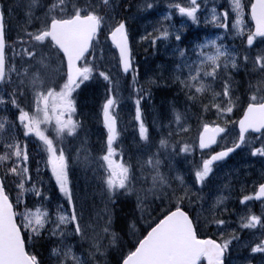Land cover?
Instances as JSON below:
<instances>
[{
  "label": "snow or ice",
  "instance_id": "1",
  "mask_svg": "<svg viewBox=\"0 0 264 264\" xmlns=\"http://www.w3.org/2000/svg\"><path fill=\"white\" fill-rule=\"evenodd\" d=\"M208 5L209 0H168L166 14L151 23V31L134 34L130 20L151 14L157 0H51L40 12L39 0H29L17 39L10 43L6 17L20 5L0 0V264H46L53 256L55 264H107L103 241L118 239L112 230L116 207L132 197L126 235L134 242L119 264H231L233 253L244 250L249 256L243 264H252L256 255L264 264V166L250 193L251 173L235 177L243 210L229 208V197L220 196L201 218L202 193L223 164L245 151L247 159L264 158V0H227L223 11L213 0L210 19ZM176 14L216 29L215 39L200 41L197 33L189 40L184 35L189 26H175ZM135 35L157 51L171 50V64L159 66L147 86L140 85L133 61ZM105 61L110 68L102 67ZM241 71L250 78L247 88L235 79ZM129 76L137 131L125 144L114 85L117 77ZM96 77L109 85L98 113L106 131L99 154L82 158L88 131L87 120L77 119L84 116L77 97ZM152 86L176 94L149 124L142 102L145 96L152 99ZM194 126L195 138H188ZM177 157L193 158L184 175L175 167ZM90 165L104 198L96 221L85 220L76 195L75 169ZM149 177L151 187L145 188ZM56 189L64 202L56 204L54 214L50 192ZM28 193L31 204L24 201ZM193 198L201 202L199 211L191 207ZM141 221L146 235H137ZM245 232L250 239H244ZM40 249L49 251L47 258Z\"/></svg>",
  "mask_w": 264,
  "mask_h": 264
},
{
  "label": "rangeland",
  "instance_id": "2",
  "mask_svg": "<svg viewBox=\"0 0 264 264\" xmlns=\"http://www.w3.org/2000/svg\"><path fill=\"white\" fill-rule=\"evenodd\" d=\"M3 2L7 5L8 3H17L20 5V7H17L12 11L10 14V17H6L7 19V33L9 40L16 39L17 37V25L19 23H23L25 20V12L27 10V5L29 3V0H3ZM91 2V0H90ZM96 2H99V0H96ZM168 0H157V7L154 10H151V14L149 13H142L140 16L137 17L136 20H130V23L132 25V31L133 33H139L143 34L145 28L148 29V31H151V23L160 19L163 15L166 14L167 4ZM227 0H215V3L218 5H221L220 11H223V5L226 4ZM245 3H247V0H244ZM46 2L44 0H39V6L37 8V11L40 12L43 10V6H46ZM213 6V0H209L208 9L205 10V13L209 15L210 17V9ZM131 11H135V9H131ZM173 22L177 29L181 27L182 23H185L189 26L188 30L185 31L184 35L189 38V40H195L197 39L196 34L199 33V40L203 41L205 38L207 39H215L216 36V29L214 28H205L204 24L201 23L200 25L192 24L191 20H189L186 17H180L178 14H176L173 17ZM103 40V39H101ZM217 43H220L218 41ZM225 44L231 45L232 41L230 39H226L224 41ZM238 43V41H237ZM17 52H19V49H17ZM134 64L139 70V76L138 79L140 81V85L147 86V81L149 79H155L156 75L158 74V68L161 65H170L171 64V50H165L163 46L160 47L159 51L156 49H153L149 47V45L145 43H139V35H135V46H134ZM112 57L111 54H108V61H111ZM108 61H105L102 67L104 68H110L111 64L108 63ZM114 63V61H112ZM113 76H116V73L113 72ZM235 79L238 81H243V86L247 88L248 86V80L250 79L248 76L244 75V73L241 71V73L237 74L235 76ZM130 80L131 77H117V82L114 85L116 88V94L119 97V107L117 109L118 117H119V123H118V130L121 132V139L125 144H130L132 141L133 136L136 134V126L134 122V112H135V104L134 101L136 99V96L132 93V89L130 86ZM253 86L256 84L255 78H252ZM140 85H137L139 87ZM109 87V85L102 80V78H94L93 80L87 82V86L83 87V90L80 92V95L77 97V100L80 103L81 110L84 113V116H78L77 119H86L87 120V131H88V144L85 146L87 151H81V157L83 158L86 155H97L99 154L100 150V141L103 138V133L106 131L103 129L102 125V119L98 118V113L100 112V107L103 103L104 97H105V90ZM152 92V99H147V96H145V101L142 102V111L143 115L146 119V121L151 124L153 117L158 116L161 113H163L166 102H170L172 97L175 96V89L173 88H164V87H157L152 86L151 87ZM180 100H183V97H180ZM182 110V109H181ZM239 114L236 116H233V119H237ZM196 129L195 126L192 129V132L189 133L188 138H195ZM155 141L158 143L159 136H156ZM259 146V145H257ZM155 151V149H153ZM240 155L235 157V161L232 164L230 162L229 164H225L221 168V172H219L215 179L207 188L204 189V193L202 195L205 199H208L210 205L216 204L217 199L220 196L229 197L228 200L225 201V204L229 208H237V206L233 203L229 202H235V195L236 193L241 192V186L239 182L235 180V177L237 174L243 176L245 171L251 173V176L248 178V185H251L252 187V180H255L262 168L264 166V158H256L253 157L251 159H247L248 153L247 151L243 153H239ZM0 155H3V150H0ZM196 161H199V153L196 154L195 157ZM193 160L189 157L187 160H185L183 157H177L175 162V167L180 171L182 175L187 173L189 171V168L191 167ZM232 164V165H231ZM43 164H41V172H45ZM163 171H167V169H163ZM50 175V173H49ZM171 175L174 177L176 175V172L173 171ZM43 179L45 181V184L47 185L48 175H44ZM75 183H76V195L79 202L84 204V215L85 220H89L91 218L92 221L97 220V215L101 214L104 209V198L100 194V190L96 184V182L93 179V173L91 171V165L89 167H77L75 169ZM231 184L233 187L230 188H223L222 191L216 190L217 185H229ZM137 187H140V185H137ZM145 188L151 187V179L149 177V181L147 185H144ZM199 187V185H197ZM251 187H248V189H251ZM207 192V193H206ZM51 194V192H50ZM56 197H59V200L56 199ZM63 196L57 195L54 197L52 203L49 205V208L51 211L55 214L56 213V204L57 203H63L64 200L62 198ZM210 197V198H208ZM27 198L31 202H33V197L30 193L25 194L24 201L26 203ZM195 202L191 205L192 208L197 209L199 211V207L197 204V200L193 198ZM127 202L130 203L131 208L133 209V205L135 203V198L132 197ZM159 203V201H157ZM122 203H118L116 207V213L117 217L115 220V223L113 225V231L117 233V236L120 235L123 240L125 238L128 240L127 235L121 236L119 228H124L123 224L120 222L121 219H125L126 215L129 217L128 221L130 220L132 210L125 208L126 205H123ZM129 206V205H128ZM207 208L209 206L204 205V211L202 213V219L203 216H207ZM222 210V209H221ZM121 213V214H120ZM120 215V218H119ZM234 218V219H233ZM233 221H236V217H231ZM128 221H124L128 224ZM103 225V220H100L99 223L95 224L94 226L99 230V228ZM142 226H147L146 223L141 221ZM234 227H236L233 223ZM128 228V226H125V228ZM138 227V226H137ZM139 228V227H138ZM214 230V228H213ZM244 239H250V233L245 232L243 234ZM111 236H108L106 239H104V244L108 247L110 250L111 245H115V243L118 241V239L114 243H110ZM133 238L129 236L128 243H132ZM52 246V245H51ZM50 246V249H51ZM84 249L88 248L87 244L83 245ZM77 255L81 254V247L77 245V247L74 249ZM247 251V250H244ZM242 251V259L234 258L232 256V262L231 264H243V261L245 259V253ZM235 253V252H234ZM233 253V254H234ZM249 254V253H248ZM249 256V255H247ZM246 256V257H247ZM56 257L53 256L52 259L49 261V264H55ZM108 264V263H107ZM252 264H261V260L258 262H253Z\"/></svg>",
  "mask_w": 264,
  "mask_h": 264
},
{
  "label": "trees",
  "instance_id": "3",
  "mask_svg": "<svg viewBox=\"0 0 264 264\" xmlns=\"http://www.w3.org/2000/svg\"><path fill=\"white\" fill-rule=\"evenodd\" d=\"M45 2L46 4H48L51 2V0H45ZM124 221L125 219L120 220V222L123 224V227H124L122 229L119 228V231H120L119 234H121V236L123 235L126 236V233L128 232V228L127 227L125 228V226H127L128 224L125 223ZM127 237H128V240L125 238V240L122 241L123 238H121L120 235H118V241L115 243V245L110 246V250L108 251V255L106 257L108 264H119V261H120L119 256H121L122 254H126L129 251L131 247V243H128L129 235H127ZM132 242H134V238ZM40 251L43 252L44 256L47 258L46 256L47 251H45L44 249H40ZM49 261L50 260L46 259V264H49Z\"/></svg>",
  "mask_w": 264,
  "mask_h": 264
},
{
  "label": "flooded vegetation",
  "instance_id": "4",
  "mask_svg": "<svg viewBox=\"0 0 264 264\" xmlns=\"http://www.w3.org/2000/svg\"><path fill=\"white\" fill-rule=\"evenodd\" d=\"M237 155H239V154H235L231 159H229L228 161L230 162V161H233L234 160V158L237 156ZM258 205H257V202H256V204H255V206H254V211L255 212H258Z\"/></svg>",
  "mask_w": 264,
  "mask_h": 264
}]
</instances>
